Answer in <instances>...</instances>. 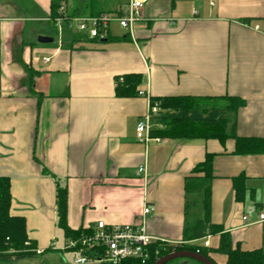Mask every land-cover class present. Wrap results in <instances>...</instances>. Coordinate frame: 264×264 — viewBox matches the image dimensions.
Segmentation results:
<instances>
[{
  "label": "crops",
  "instance_id": "crops-1",
  "mask_svg": "<svg viewBox=\"0 0 264 264\" xmlns=\"http://www.w3.org/2000/svg\"><path fill=\"white\" fill-rule=\"evenodd\" d=\"M50 3L0 0V177L10 180V215L25 219L38 251L55 250L57 187L67 190L73 231L142 224L151 237L181 244L184 230L205 218L204 190L193 188L203 174L193 170L207 155L208 219L220 232L191 243L216 249L224 234L233 248L264 251V222L256 223L264 155L236 154L233 137L135 140L151 99L179 97L238 98L244 105L225 115L228 128L264 139V0H147L133 36L110 25L103 41L56 28ZM126 75L140 76L139 91L119 98Z\"/></svg>",
  "mask_w": 264,
  "mask_h": 264
},
{
  "label": "trees",
  "instance_id": "trees-1",
  "mask_svg": "<svg viewBox=\"0 0 264 264\" xmlns=\"http://www.w3.org/2000/svg\"><path fill=\"white\" fill-rule=\"evenodd\" d=\"M67 0H51V19H55L57 11ZM124 0H85L84 16L94 17L106 13L104 7L113 3L118 8ZM117 11H113V13ZM118 13V12H117ZM108 14V13H107ZM106 40H109L107 37ZM141 78L139 75H126L123 82L117 81L115 94L119 98L132 97L139 91ZM150 105H157V112L151 116L152 129L149 134L152 138H214L221 143L227 137L235 140V153L240 155H264V139L239 138L234 136L233 128L229 127L226 114H234L244 105V101L238 98H160L151 99ZM232 130V131H231ZM212 155H207L193 173L202 172L200 183L193 186L202 187L204 190L203 203L205 206V218L198 221L190 229L183 232V242H189L220 232V228L213 226L208 219L209 183L212 179ZM235 198L243 199V178L233 180ZM186 190L191 188L190 182H186ZM11 204L10 180L8 177H0V259L20 261L37 257V245L30 240L26 233V223L23 217L11 216L9 209ZM57 226L62 231L65 239L79 237L88 234L91 229H78L73 231L66 223L67 190L65 187H57L56 190ZM150 258L142 263L138 260H126L121 264H154L158 259L176 251L197 252L216 264L207 253L220 254L225 257L224 264H264V251H241L232 247L230 237L221 235L216 249L191 246L188 244L165 245L154 243L149 248ZM42 255V254H40Z\"/></svg>",
  "mask_w": 264,
  "mask_h": 264
},
{
  "label": "built area",
  "instance_id": "built-area-1",
  "mask_svg": "<svg viewBox=\"0 0 264 264\" xmlns=\"http://www.w3.org/2000/svg\"><path fill=\"white\" fill-rule=\"evenodd\" d=\"M146 2L147 0H126L124 7L118 13L112 15L101 13L94 17L69 16L65 6L61 5L56 18L52 21L56 28L65 27L88 40H106L112 23H117L127 35L133 36L135 25L142 19L141 13ZM48 60L44 59V62ZM138 95L146 94L140 91ZM156 112L157 105L152 106L149 102L147 113L138 121L135 128V140L138 143L147 145L150 142H161V139L152 138L149 134L152 129L151 116ZM144 173L143 168L137 170V176ZM150 212V208H145L143 214L148 215ZM243 221H246V218H243ZM263 222L264 208L258 213L256 223ZM154 243L174 245L164 239L151 237L142 224L107 226L103 222H98L90 233L67 239L60 251L71 253L73 264H121L126 260H138L145 263L150 258L149 248ZM37 254L42 253L37 251Z\"/></svg>",
  "mask_w": 264,
  "mask_h": 264
},
{
  "label": "rangeland",
  "instance_id": "rangeland-1",
  "mask_svg": "<svg viewBox=\"0 0 264 264\" xmlns=\"http://www.w3.org/2000/svg\"><path fill=\"white\" fill-rule=\"evenodd\" d=\"M84 0H67L66 2L69 4L71 9H75V8H81L82 12L84 13V8L82 5V2ZM125 1L122 3V5L120 6V8H118V4L117 3H113L111 5H107L104 8V11H107L106 13L108 14H115V12L113 13V11H117L119 12L122 7H124ZM116 12V13H117ZM84 16V15H82ZM117 23H113L111 24V28H113V30H117V31H121V28H119V26L117 25ZM52 28V27H51ZM73 34L75 33L74 31H72ZM58 229V228H57ZM58 231V236H57V240L55 241V250H49L45 253H43L42 255H37V257L33 258V259H24V260H20V261H10V260H6V259H0V264H73V255L71 253L68 252H63L60 251L63 249L64 247V239L62 236V232L61 230H57ZM181 244H188L191 246H195V244L191 243V241L189 242H182ZM209 257H211L212 259V255L211 253H207ZM220 254L215 253V263L218 264L217 261V257ZM221 256V255H220ZM169 264H199L193 260H189V259H178L175 260Z\"/></svg>",
  "mask_w": 264,
  "mask_h": 264
},
{
  "label": "water",
  "instance_id": "water-1",
  "mask_svg": "<svg viewBox=\"0 0 264 264\" xmlns=\"http://www.w3.org/2000/svg\"><path fill=\"white\" fill-rule=\"evenodd\" d=\"M37 42L40 44H50L53 42V39L48 38V37H39L37 38ZM178 259H189L199 264H214L212 261L208 260L201 254L197 252H191V251H176V252L170 253L158 259L154 264H169Z\"/></svg>",
  "mask_w": 264,
  "mask_h": 264
}]
</instances>
